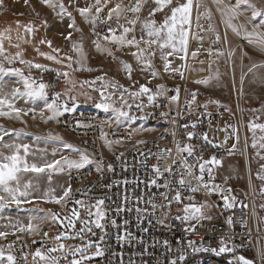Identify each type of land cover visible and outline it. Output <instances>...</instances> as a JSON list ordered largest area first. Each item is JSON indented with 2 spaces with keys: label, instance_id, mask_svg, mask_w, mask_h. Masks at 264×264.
<instances>
[{
  "label": "built area",
  "instance_id": "1",
  "mask_svg": "<svg viewBox=\"0 0 264 264\" xmlns=\"http://www.w3.org/2000/svg\"><path fill=\"white\" fill-rule=\"evenodd\" d=\"M82 1L84 6L95 3V0ZM223 2L227 4L225 0ZM103 3L104 0L102 5ZM117 3L129 8L134 5L135 0H109L107 7L99 13L95 33L93 25L89 27L88 37L93 48V63H113L121 56H132L130 53L136 51L135 48L128 47L117 51L115 44L103 39L104 35L110 36L107 32L109 24L117 30L116 34L120 35L122 29L119 24L127 23L123 18L119 24L115 18L112 21L106 20L108 11ZM208 10L211 12L210 18ZM95 14L93 9L90 15ZM125 15L129 18L138 15L140 18L141 12H126ZM239 17L244 19L242 15ZM239 17L235 19L239 28L237 35L222 20L213 0H203V3L202 0H194L188 38L189 54L185 65L180 70H171L159 75L158 81L152 84L151 89L153 95L157 92L162 95H156L150 104L133 109L138 120L137 126L116 128L103 114L81 117L79 110L59 115L54 119L55 128L76 139L83 151L93 155L91 164L70 171V199L82 200L89 204H95L97 199L105 200L103 208L106 210L107 218L104 223L107 235L101 245L104 255L98 260L86 261L85 264H169V261L178 255V247L185 246L188 239H196L197 245H200L201 237L203 246L217 249L221 246L220 240L223 238L232 251L217 256L211 251L192 253L188 250L187 259L182 264H243L240 257L250 264H264V212L257 205L258 194L249 177L245 185L241 186L230 182V179L214 175L213 183L221 185L225 190L231 189V192L224 193L229 196V202L233 203L231 209L224 206V201L218 194L206 196L203 190L190 193L187 187L181 188L178 183L183 175L186 184H195L194 177L199 175V164L213 156L221 162L240 153H244L245 158L247 123L242 85L233 84L232 105L219 104L215 107L211 104L207 87L196 83L197 80L210 77V64L221 61L218 52L225 54L227 74L232 82V58L236 50L249 49L264 57V51H261L255 42L249 43L244 38V30L239 27ZM248 24L252 25L250 22ZM137 25L138 23L135 31L129 34V39L133 35L139 39ZM97 34L102 48L111 50L112 55H109L107 50L102 52L96 49ZM217 34L221 37L219 42L216 41ZM230 38L235 41L234 46L230 45ZM140 47L148 46L142 43ZM192 52H197L195 58L192 57ZM198 67H204L206 71L198 72ZM31 68L33 71L38 70L32 66ZM37 79L48 85L49 80L45 73L41 72ZM159 85H163V89L158 88ZM192 86L196 87L194 91L191 90ZM177 88L179 97L173 101L172 97L176 95ZM192 93H196L194 102ZM55 94L54 92L53 98ZM192 124L196 127L193 128ZM188 133H193L191 140L188 139ZM205 135L207 140L204 139ZM104 140L114 143L120 141L130 147L106 156ZM186 145L193 147L192 156L178 151V146ZM233 148L234 151H230ZM185 161L187 165L193 166V176L187 175ZM156 167H159L162 176L156 175ZM167 168H171V173L165 171ZM154 179L156 185L166 183L169 187L153 185L151 182ZM204 179L209 180L207 171ZM177 190L181 191L183 203L172 201L169 207L165 194L171 198ZM189 195L194 196L196 202H199V198H205L215 211L214 217L202 221L197 225V233L191 235L184 231L188 225L176 219L177 213L183 212L184 204L190 202L187 199ZM231 197L236 199L233 201ZM229 218L232 220L231 224L228 223ZM111 220L116 221L117 227L111 226ZM97 234L98 239L103 235L100 229H97ZM164 241H168V248L164 246ZM4 245L12 250L16 264H31V247L25 240L10 236L4 241Z\"/></svg>",
  "mask_w": 264,
  "mask_h": 264
},
{
  "label": "snow or ice",
  "instance_id": "2",
  "mask_svg": "<svg viewBox=\"0 0 264 264\" xmlns=\"http://www.w3.org/2000/svg\"><path fill=\"white\" fill-rule=\"evenodd\" d=\"M28 0H25V3H27ZM109 0H104V3L102 5V0H95L94 4L86 5L83 7H76L75 11L79 13V15L84 19L86 23H89L93 25V32L95 33V25L97 23V20L99 19V13L103 11L104 7H107ZM155 7L148 9L147 18H145L141 24V32L142 35L139 37V39L133 35L130 39L128 38L130 33H133L135 31L136 24L140 21L139 16L137 15L135 18H129L125 15L126 12L136 13L139 14L142 10V6L146 3V0H135L134 5H132L129 8H125L122 3H117L114 7H112L108 13L106 20L112 21L114 18L119 24V21L121 18L126 20L125 24H119V28L122 29V33L120 35H117V30L113 28L110 24L107 28V32L109 35H104L103 39L105 41H109L117 46L116 50L120 51L122 48L128 47V48H135L136 51L131 52L130 54L136 59V61L142 63L145 67V69H151V76L153 78H156L158 76V73L155 71L152 65V57L156 56V52H160V59L165 61L164 63V71L168 72L171 70V62L169 61L168 57L172 56L175 53H183L182 56H180L181 60H186L189 52H188V44H189V31L185 28V25H188L189 28L191 26V12L193 8V0H187L186 3L181 4L177 7L171 8V14L170 16H166L163 22L159 25H157V22L154 17L156 13L164 11L165 8H167L169 5L172 4V0H152ZM41 4L46 5L48 8L52 9L56 12L57 16H63L67 15L71 20L72 23L69 25L70 27L74 28L76 31H82L79 28L75 27V18L72 16V12L68 10L69 7L74 5L76 3V0H69V5H65L63 0H40ZM203 3V0H202ZM213 3L217 5L219 10L221 11V14L225 18V24L232 29L233 32H235L237 35H239V28L233 24V20L239 17L243 14L241 11V6H246L244 8V11H251L252 17L261 18L262 23H264V9L257 8L254 3L251 2V0H235L234 5L225 4L223 0H213ZM0 7H4V0H0ZM58 8V11H57ZM95 9V15H90ZM209 18L211 16L210 10H208ZM106 21H101V23H105ZM47 21H45V24ZM17 27L19 28V22H17ZM239 27H244L243 24H241ZM11 28L6 29V32H10ZM25 31L28 33H35L37 29L33 27L32 24H28L25 26ZM145 34L147 39L145 38ZM22 37H17V39H21ZM245 39L249 41V43L255 42L259 49L261 51H264V34H259L256 31H247L245 29ZM5 39L11 40L10 36H6L4 33H0V55L4 54L5 52V46L4 41ZM66 39H71V34H69ZM198 39H202L201 37H198ZM221 39L220 35H216V41L219 42ZM41 44H47L49 48H52V41L41 39L39 41ZM146 44L148 47L142 48L140 47L141 44ZM155 45L156 48H153L152 46ZM16 47H19L17 44ZM74 49L83 57V44L80 43L79 45L74 44ZM95 47L98 51H105L107 49L102 48L99 36L97 34V39L95 40ZM168 49L170 51L165 52L164 50ZM53 52H58L59 49L52 48ZM109 51V55H112L111 50ZM17 55H20L17 53ZM42 56H45V58L49 61H54L55 63L59 64L61 63V60L58 59L56 56L53 55H47L45 53H41ZM192 57L195 58L197 56V52L191 53ZM217 55H224L223 52H218ZM114 58V57H113ZM69 60L71 57L68 58ZM21 63H27L26 61L21 60ZM121 63L124 65V70L127 72L129 78H131V73L133 71L132 65L129 64L126 61H121ZM32 67H35L37 69H42L47 71L48 69L45 68L44 65L41 64H35L31 65ZM69 68H71V64L68 65ZM261 67L264 68V64L262 65H254L252 68H249V72H252L254 68ZM5 69L3 67H0V74H3ZM58 75H62L64 77H68V72H62L58 73ZM181 78H183V72L180 73ZM100 80H103V77L98 78ZM212 77L203 79V80H197L196 83L208 85L211 81ZM68 83L72 85V87H75V83L69 79ZM88 83V82H85ZM95 83V82H92ZM36 84V81L33 80L30 77H25L22 80V86L24 88V91H21L19 87H15L11 89L10 92L5 93L4 92V85L0 84V117H12V114L15 113V117L18 119L20 118V114L23 111L20 108H17L15 106L14 101L17 98H28V99H34V98H40L47 100L48 99V93L45 91L50 85H47L45 83H39L38 87L34 86ZM113 88L117 87V85L113 84L111 85ZM83 87V85H81ZM107 87V85H106ZM120 88H123V86H119ZM163 85H159L158 88L163 89ZM152 92V89L147 87L146 85H141L138 91L135 92H129V89L123 88V91L120 94V101L123 102L127 108L130 110L132 108V105L128 103L127 100H125L124 93H127L129 96L133 98H139L144 94H149ZM60 93L55 94V98L52 100L51 103H48L46 106V110L51 113L50 116L47 117V120H53L57 116H59L60 113V107L57 105V100L60 97ZM156 95H162L161 92H157L155 95H148V101L151 103L155 100ZM100 96L101 100L96 105V107L102 109L105 112L112 111L115 113V123L121 124L124 121H132L136 118L131 116L129 114V111H125L122 108L115 107L113 103H110L109 101L112 99V95H105L104 90H100ZM179 97V89H176V95L172 97L173 101L178 100ZM196 93H192V102L195 101ZM219 104V102H215ZM5 106L7 107L8 111H5ZM137 108H140L141 105L137 104ZM206 107V106H205ZM67 110V109H65ZM25 115H27V112H24ZM41 118L44 117V113H40ZM45 120V122H47ZM193 128L196 127L195 124L191 125ZM184 127H188V125H184ZM251 128L255 129L259 127L262 131H264V125H250ZM11 133L8 130H4L3 132H0V213H3L6 207L11 206L12 204H15L17 207H19L22 203H32V195L34 190L39 189V184H34L31 179L25 180V174L27 173H34V174H41L45 173L46 170H56V171H63L65 166L69 169L76 168L80 169L83 168L87 164H91L93 161L89 158V156L82 152L79 148L75 147L74 145L70 143H65L64 147L66 149H70L74 153L79 154V160L69 159L67 156H63L61 159L53 160V161H45L44 163H37V162H30L28 160V156L31 154L35 156V153H30V145L28 144H20V143H10L5 141V136H9ZM102 137L104 134H101ZM193 137V133H188V139L191 140ZM49 138L53 140H62V137L54 136L53 134L49 133ZM39 140L40 137H37ZM205 140H207V136L204 137ZM238 139V138H237ZM116 143H120V141H116ZM105 144L111 148V141L105 140ZM264 147V145H261ZM253 147H255V144H253ZM3 149H8L11 154L6 155L3 151ZM178 151L180 153H187L188 156L193 155V147L191 145H186L184 147L178 146ZM230 151H234V148ZM23 153V154H21ZM53 155H55V151L53 152ZM203 159V158H198ZM221 161L217 159L215 156L211 157L208 160H203L202 163L199 164V175H196L194 179L196 180L195 184H186V180L182 178L178 181L181 188L187 187V190L190 193H199L201 190H203L204 194L206 196H211L214 194H218L221 196L222 200L224 201V206L228 209H231L233 207V203L229 202V196L225 195V191L231 192V189H223L221 185L213 183L215 177L213 175V167H208L209 165L216 166L220 165ZM59 166V167H57ZM184 166L187 168V175L193 176V166L187 165L186 161L184 163ZM99 167L97 168V171H99ZM109 170H111V165H109ZM157 176H162L163 174L160 172L159 167H156L155 169ZM165 171L171 173V168L165 169ZM207 171L209 180L205 181L204 176L205 172ZM260 179H264V177H259ZM49 183H51V176L48 177ZM153 185H156V180H152L151 182ZM157 187H164L168 188V184H162V185H156ZM55 189L49 188L48 190L44 191L40 197H37V199H43L46 203H54L61 205L62 207V201H66L70 198V195L72 193L71 186L67 187L61 195L56 196L54 195ZM166 199H168L169 203L168 206H171V202L175 201L177 204H182V196L181 191L177 190L175 192V195L171 198L167 197V194H165ZM188 201H190L187 204H184L183 206V215L177 216L176 219L182 221L184 224H187L188 227L184 228V231L186 233L195 234L197 233V225L201 224L204 220H209L211 217L207 215L206 210L210 209L212 206L207 202L203 203H196L195 197L192 195H189L187 197ZM231 199L234 201L236 198L231 197ZM76 205H79L80 208H73L71 209L70 215H66L63 218H61L57 213L52 212L50 209L48 210V214L43 217L42 219L44 221L52 220L54 222H59L60 225L65 229L64 232H61L58 234L54 239L58 243L56 246L48 248L47 252L41 251L40 249H37L35 253L33 254V261L34 264H60V260L64 259L68 261V264H85L86 261L92 260L95 257H100L104 255V250L101 247V245L105 241V236L107 235V227L104 221L106 220V210L103 208V205L105 204L104 199H97L95 201V204L89 205L85 204L82 200H76ZM155 207V205H153ZM246 207V205H245ZM80 209H84L86 217L85 219H81V211ZM41 211H44L41 209ZM139 211V209H138ZM3 217L0 216V219ZM35 219V218H34ZM77 221L80 222L81 227L79 231H76V223ZM111 226L117 227V223L115 220H111ZM126 223V222H125ZM228 223L231 224L232 220L229 218ZM19 222H17V225ZM93 226L96 229H100L103 235L99 237V240H92V239H86L85 237L91 234L92 236H95V232H93ZM14 227H17L14 225ZM28 231L30 233H38L39 232V225H34L32 223H29L26 226H18L17 231L24 232ZM68 230H72V234H69ZM13 235L16 233L13 232ZM9 235V232L7 231H0V238H6ZM45 236L48 235V233H44ZM128 234H126L127 236ZM120 238V237H118ZM66 240H80L81 244H66L63 241ZM180 244V242H177ZM220 247L214 248V247H205L203 246V237H201L200 245H197L196 239H188L185 246H181L177 248L178 255L176 258L171 259L169 261V264H178V262H184L187 259V251L191 250L192 253H201V252H209L211 251L215 255L219 256L223 253L230 252L232 249H230L225 239L220 240ZM12 245L10 244L9 247ZM164 246L168 248V241H164ZM94 249V251H92ZM170 250V249H169ZM61 253V256H53L49 255V253ZM0 256H3V251L0 250ZM71 257V259H69ZM38 258V260H37ZM26 259V257H25ZM8 260L11 262V264H16L15 258L11 255L8 256ZM240 260L243 261V264H250L249 261L244 260L243 257H240ZM131 264V262H130Z\"/></svg>",
  "mask_w": 264,
  "mask_h": 264
},
{
  "label": "rangeland",
  "instance_id": "3",
  "mask_svg": "<svg viewBox=\"0 0 264 264\" xmlns=\"http://www.w3.org/2000/svg\"><path fill=\"white\" fill-rule=\"evenodd\" d=\"M63 2L66 6L69 5V0H63ZM176 3L177 0H172V4L167 8L176 7ZM255 3L257 8L264 9V0H256ZM76 7H81L80 0H76V3L69 7L68 10L72 12V16L75 18V27L81 29L82 31H76L74 28L69 26L72 23V20L67 15L57 16L55 11L48 8L46 5L41 4L40 0H28L27 3H25V0H4V7H0L1 21L7 22L9 25H11V23L19 22L22 27H25L28 24L37 25L34 27L35 29H37V31L34 34L32 33L31 36L32 47H28L27 49H25L24 47L20 49L14 48L13 46L17 45L21 40L17 39V37H14L10 32H7L8 36L11 37V40L6 39L4 41L5 52L4 54L0 55V67H3L5 69L4 73L0 74V84L4 85V92L8 93L15 87H19L21 91H24L22 80L25 77H30L35 80L36 84L34 86L38 87L39 83L41 82L37 79V75H40L41 72H43L48 76V85H50L47 89L48 103L52 102V100L54 99L52 97L54 92L61 94L59 99L56 101L57 105L60 106V115L79 110L103 114L106 117H110L111 119L115 120L114 112H105L102 109L96 107V105L101 100L100 90H104L106 96L110 94L112 95V99L109 101L110 103H113L115 107L122 108L125 111H129V114L133 116L132 109L137 108V104H140L141 106L150 104L147 97L148 95H152V93L144 94L139 98L129 97L124 93L125 100H127L128 103L132 105V108L130 110L123 102L120 101V94L123 91V88L126 87L135 91H138L141 85H146L147 87H149V83L147 81L148 76L139 75L136 71L133 70L131 73V78H129L128 75H125L126 78H124V76L114 75L107 69L102 68L100 66L101 63L99 62L96 65L91 66L90 71H84L83 64L89 63L87 59H90V54L88 53L86 46L87 42L89 41L87 38V29L91 24L86 23L84 19L79 15V13L75 11ZM149 8L150 7L146 9L145 18H147ZM12 10L17 12V14L11 12ZM158 14L159 12L156 13L157 16ZM45 21H47L46 24ZM69 34H71L70 40L66 39ZM45 37L47 40L52 41V48L59 49L58 52H53L52 48L48 47V50L50 52H48L49 55H53L59 59H62V61H65L63 63H66V61H68V63L71 64V68L66 67L62 64H50L47 61L33 62L35 60H38L35 59V57L37 58L36 53H39L42 48L39 41ZM232 41L233 40H231V42ZM80 43L83 44V57L73 47L74 44L79 45ZM164 51L167 52V49H165ZM17 53H19L20 55H17ZM156 56L160 57L159 51L156 52ZM69 57H71L70 60L68 59ZM32 59L34 60L31 61ZM168 59L171 62V69L180 70L183 68L184 60L178 59L173 63V61L169 57ZM222 59L223 56L221 60ZM257 59L259 62H264V58L262 59L258 56ZM21 60L26 61L27 63H21ZM162 62L165 63V61L163 60ZM30 63L44 65L48 70L45 71L42 69H38L36 71H33L34 69H32L29 65ZM15 64H21V67L17 68L14 66ZM235 68L236 64H234L233 62V72L235 71ZM246 68L247 66L245 64V66L241 68L240 72H237L236 70L233 75L234 82H232L230 75H228L226 72L227 64L223 63V61L210 64L209 72L212 79L210 83L205 86L210 92L211 104H213L215 107L219 106V104L232 105L233 84L235 86L242 85L243 87L242 89L246 106L245 109L247 122V143H245V146L247 149L249 160L247 164L244 158V153H240L237 156L227 157L224 161L221 162L220 165L212 167L213 175H216L218 178H226L227 180L230 179V182L238 183L241 186L245 185V181L247 177H249L252 181L256 193L258 194L259 200L257 205L259 206L260 210L264 212V179L259 178L264 177V147L261 146L264 145V131H262L259 127L255 129L250 127V125H264V74L260 75L262 77L260 81L256 79L257 81L255 82V79H253L254 75H245ZM259 69L263 70L264 68L259 67ZM197 71L203 72V69H197ZM62 72H68L69 76L64 77L62 75H58V73ZM7 75L12 76H10V78L8 79ZM100 77H103V80L98 79ZM69 79H71L75 83V87H72V85L68 83ZM113 84L117 85V87L113 88L111 86ZM81 85H83V87H81ZM119 86H123V88H120ZM217 101L219 102V104L215 103ZM41 102L42 101L40 98H17L14 101L15 106L23 110L20 114V118L17 119L15 117V113L12 114L11 118L0 117V132L8 130L11 133V135L5 136L4 139L6 142L8 140L13 141V139L15 138H19L21 140L22 135L25 134L33 137L32 135L42 136L44 134L46 136H49V133L53 134L54 136L62 137L65 140H69V137L71 136L66 132L60 131L58 128H52L54 127V119L47 120V117L50 116L51 113L46 110V107L44 105L41 106ZM4 110L8 111L6 106ZM24 112H27V115H25ZM41 112L44 113L43 118H41L40 116ZM32 113H36V116H32ZM251 116L253 123L249 125L248 121L249 117L251 118ZM45 120H47V122H45ZM133 121L134 120H132V122ZM37 141L39 142L40 139ZM253 144H255V147H253ZM37 145L39 144L37 143ZM103 145L106 151H111L112 153L123 151L128 147L125 143L112 142L111 148H109V146L105 144V140L103 142ZM59 146L60 148L58 147V145L49 142L47 143L48 151H55V155H53V153H48L46 157L39 158L31 156L28 157V160L30 162H34V160H36L35 162L41 164L45 161L57 160L61 156H67L69 159L79 160V157L64 155L63 152L66 151V149L61 145ZM60 150L62 151L60 152ZM105 155L108 156L106 153ZM66 170L68 169L66 168ZM75 201L76 200L68 199L63 209L60 207L57 211H51L57 213L61 218H63L66 215H70L71 209L80 208L79 205L75 204ZM205 201H207L205 198H199V202H195L203 203ZM83 202L85 204H89L85 201ZM8 208L9 209H7L8 211L6 213L10 211L11 217H14V214L16 212L18 213L19 211H21L20 209H17L15 205H11ZM41 209H43L44 211H41ZM32 210H34L36 213L42 212L47 215L49 209L43 208L38 204L35 205ZM80 211L81 219L87 218L84 209H80ZM206 212L207 215H209L211 218L215 215L213 207L206 210ZM177 215L182 216L183 212L177 213ZM34 218L37 219V217L33 216L32 219L34 220ZM34 224H36V221H34ZM53 224V227L42 230V239L30 243L26 241L31 247V264H34L33 254L37 249L47 252L48 248L54 247L58 243L54 238L61 232L65 231V229L60 225L59 222L53 221ZM14 225L15 223L12 220L1 219L0 231L12 228ZM80 227L81 224L79 221H77L76 231H79ZM68 232L69 234H72V230H68ZM93 232H95V236L89 234L85 238L98 241L99 239L97 229L94 226ZM44 233H48V235L45 236ZM10 236H13V234L8 235V237ZM6 238H0V250L3 251V256H0V264H11V262L8 260V256L13 254L12 250L9 247L3 245V241ZM20 238L23 239L22 237ZM63 242L70 245L81 244L80 240H66ZM92 251H94V249ZM49 255L59 257L61 256V253H49ZM100 258L101 256L95 257L94 259L89 261H95ZM69 259H71V257H69ZM60 264H68V261L61 259Z\"/></svg>",
  "mask_w": 264,
  "mask_h": 264
},
{
  "label": "crops",
  "instance_id": "4",
  "mask_svg": "<svg viewBox=\"0 0 264 264\" xmlns=\"http://www.w3.org/2000/svg\"><path fill=\"white\" fill-rule=\"evenodd\" d=\"M225 1L227 2V4H230V5H234V3H235V0H225ZM255 1L256 0H251V2L256 5ZM186 2H187V0H177L176 7L181 5V4H184ZM80 4H81V7L84 6L82 0H80ZM148 7H150V8L155 7V5L152 2V0H146V3L142 6L140 21L138 22V25H137L139 36L142 35V32L140 30V25H141V23L143 22V20H144V18L146 16V9ZM245 7L246 6H241V11L243 12L242 16L244 17V19H241L239 17L240 18L239 19L240 24L244 25V27H242V29L244 30V34H245V29H247V31H249V32L254 30V31L258 32L259 34H264V23H262L261 18H259V17L253 18L251 11H244ZM193 11H194V0H193L192 12H191V19H192ZM11 12H14L15 14H17V12H15L14 10H12ZM219 12H220V15L222 16L221 17L222 20L225 22V18L221 14L220 10H219ZM20 13H23V12H20ZM170 14H171V8H165L164 11L159 12L158 16L155 15L152 18L155 19L156 22H157V25H159V24H161L163 22L165 17L166 16H170ZM245 20L250 22L252 25L248 24V22H246ZM233 24H235L237 26V23H236L235 19L233 20ZM89 27H88V29H89ZM185 28L188 29V31H189V26L188 25H185ZM88 29H87V38L89 40ZM230 30L232 31L231 28H230ZM233 33H235V32H233ZM145 38L147 39L146 36H145ZM231 40H230V45L234 46L235 45V43H234L235 41L233 40L231 42ZM153 46H154V48H156L155 45H153ZM86 49H87L88 53L90 54V59L89 60L87 59V61L89 63L83 64V70L84 71H90V67L97 64V63H93L91 61V52L93 51V48L91 46L90 40L87 42ZM167 51H170V50L167 49ZM75 53H76V51H75ZM182 55H183V53H175L172 56H169V58L174 63V61L180 59V56H182ZM222 56H223V59L221 60ZM222 56L220 58V55H219V59L221 61H223V63L226 64L225 54L222 55ZM253 56H255V57H253ZM258 56L261 57L262 59L264 58L262 55L258 54L255 51L249 50V49H244L243 52L236 50L234 55H233V58H232L233 59L232 60V71H233V62H234V64H236L235 71L237 70V72H240L241 68H243L245 66V64H246L247 68H246L245 75L246 74L247 75H254L253 79H255V82L257 81L256 79H258V81H260L262 79V77L260 75L264 74V69L262 70V69H259V67H256V68H254V70L252 72H249V68H252L254 65H262V64H264L263 61L262 62L258 61V59H257ZM76 58H77V56H76ZM121 61H126L129 64H131L132 65V69L134 71H136L139 75H147L148 76V80L147 81L149 83L150 89L152 87V84L154 82L158 81L159 75H161L163 73H167V72L164 71V63L162 62V60L158 56L152 57L153 68L158 73V76L156 78H153L151 76V69H145L144 65L142 63L136 61V59L133 56H121L118 59V61L113 62L111 64H107L104 61H100L99 63H101L100 66L102 68L107 69L108 71L112 72L114 75H120V76H124V78H126L125 75H128V74L124 70V65L121 63ZM76 62H77V59H76ZM184 65H185V60H184ZM199 69H203V72L206 71V69L204 67H198V70ZM171 70H179V69H171ZM226 72H227V69H226ZM234 72H233V75H234ZM7 76H8V79H9L10 76H12V75H7ZM126 88L129 89V92H135V90H133V89H130L128 87H126ZM195 88H196L195 86H192L191 90L194 91ZM45 91L47 92V90H45ZM125 94L128 95L127 93H125ZM129 97H131V96H129ZM41 101H42L41 102V106L44 105L46 107L47 104H48V99L47 100L41 99ZM134 101H136V100H134ZM132 115H133V117H135L133 109H132ZM32 116H36V113H32ZM108 118L112 121L113 125L116 128L134 127V126H137V124H138V122H137L138 120H137L136 117H135L136 119L133 122L132 121H125V122H122L121 124H116L115 120L111 119L110 117H108ZM248 123H249V125L251 123H253L252 116H251V118L249 117ZM52 128H55V127H52ZM32 136L33 137H31L30 135L25 134V135H22V139L21 140L19 138H15V139H13V141L8 140L7 142L30 145V153H35V157H38V158L39 157H46L48 155V153H53L54 152L53 150L48 151L47 143H49V142H51V143H53L55 145H58L59 148H60L59 145H61V146H63V148H65L64 144L65 143H70V144L74 145L75 147L79 148L82 152L86 153L89 156V158L93 161V155L91 153L83 151L80 148L79 142L76 139L72 138V137H69V140H65L63 138H62V140H53V139L49 138V136H46L45 134L42 135V136H36V135H32ZM37 137H40V141L39 142L37 141L38 140ZM37 143L39 145H37ZM52 146H54V145H52ZM126 146H128L126 149H128L130 147L128 144H126ZM3 151H4V153L6 155L11 154L8 149H3ZM61 151L62 150H60V152ZM63 153H64V155H72L74 157H79L78 153H74L70 149H66V151H64ZM105 153L108 156H111L113 154L111 151H106V150H105ZM21 154H23V153H21ZM31 156H33V155L30 154L28 157H31ZM62 157L63 156L59 157L58 159H61ZM35 161L36 160H34V162ZM88 165L89 164L85 165L84 167H86ZM57 167H59V166H57ZM66 168L67 167L65 166L63 171H56V170L48 169V170H46L45 173H41V174H38V175L34 174V173L25 174V180L31 179L34 184H36V183L39 184V189L33 191L32 203H22L19 207H17L15 204H12V205H15L17 209L21 210V211H19L20 213L16 212L14 214V217H11V212L10 211L8 213H6L8 211L7 209H9L8 207L5 208L3 213H0V216L3 217L2 218L3 220H5V219L6 220H12L17 227L18 226H26L29 223L34 224V221H36V224H34V225H39V232L38 233H35V232L30 233L27 230L24 231V232H19V231H17V227H14V226L12 228H9V229L4 230V231L9 232V235H12V233L15 232L16 233L15 235H18V236L22 237L25 241H27L29 243L30 242H36V241L42 239V237H43L42 230H44L46 228H51V227L54 226V224H53L52 220L44 221L42 218L45 217L46 214H44L42 212H37L36 213L34 210H32V208L35 205L39 204L43 208L50 209V210H53V211L59 210L60 207L63 209L64 206L62 207L61 205H58V204L46 203V202H44L43 199H37V197H40L42 195V193L44 191L48 190L49 188L55 189L54 195H56V196L61 195L62 192L67 187L70 186V183H69V181H70V176H69L70 172H69V170L70 169L67 168L68 170H66ZM71 169L74 170L76 168H71ZM49 176H51V183H49V180H48ZM66 201H62V205H65ZM33 216L37 217V219L33 220L32 219ZM17 222H19L18 225H17ZM6 228H7V226H6ZM7 238H8V236H7ZM4 241H3V245H4ZM11 256H13V254Z\"/></svg>",
  "mask_w": 264,
  "mask_h": 264
},
{
  "label": "trees",
  "instance_id": "5",
  "mask_svg": "<svg viewBox=\"0 0 264 264\" xmlns=\"http://www.w3.org/2000/svg\"><path fill=\"white\" fill-rule=\"evenodd\" d=\"M6 24H8L7 22H3V21H1L0 20V33H4L6 36H8V34H7V32H6V29H8V28H11V31H10V33L14 36V37H22L20 40V42L18 43V45H19V47H16V45H14L13 47L14 48H18V49H20V48H25V49H27L28 47H32V33H28V32H26L25 31V27H22L20 24V27L18 28L17 27V23H11V25H6ZM35 26H37V25H33V27H35ZM43 39H46V37L45 38H43ZM6 40V39H5ZM47 40V39H46ZM40 45H41V51L39 52V53H36V55H37V58L35 57V59H38V60H35V61H33L34 59H32L31 61H33V62H40V61H47V62H49L50 64L51 63H53L54 65L55 64H57V63H55L54 61H49V60H47L46 58H45V56H42L41 55V53H45V54H47V55H49V50H48V45L45 43V44H41L40 43ZM24 50V49H23ZM49 52V53H48ZM59 59V58H58ZM64 59V58H63ZM61 60V63H59V64H62V65H64V66H66V67H68V65H69V63H68V61H66V63H63V62H65V61H62V59H60ZM59 64H57V65H59ZM15 67H17V68H19V67H21V64H15L14 65Z\"/></svg>",
  "mask_w": 264,
  "mask_h": 264
},
{
  "label": "bare ground",
  "instance_id": "6",
  "mask_svg": "<svg viewBox=\"0 0 264 264\" xmlns=\"http://www.w3.org/2000/svg\"><path fill=\"white\" fill-rule=\"evenodd\" d=\"M79 115H81V117H96V113H91V112H86V111H79ZM245 160H246V163L248 164L249 160H248V155H247V149H245Z\"/></svg>",
  "mask_w": 264,
  "mask_h": 264
}]
</instances>
